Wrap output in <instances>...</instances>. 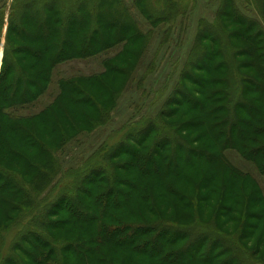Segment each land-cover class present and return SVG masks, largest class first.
I'll list each match as a JSON object with an SVG mask.
<instances>
[{"label":"rangeland","instance_id":"obj_1","mask_svg":"<svg viewBox=\"0 0 264 264\" xmlns=\"http://www.w3.org/2000/svg\"><path fill=\"white\" fill-rule=\"evenodd\" d=\"M52 1L36 11L55 37L15 23L19 70L3 68L0 109L23 89L37 93L24 81L41 87L53 60L79 55L61 59L19 116L42 111L57 80H79L35 119L0 116V264H264V55L251 46L254 31L224 17L234 8L264 32L259 0ZM113 6L130 22L125 53L127 41L106 47L122 34ZM224 87L237 93L232 102ZM116 226L119 236L107 238Z\"/></svg>","mask_w":264,"mask_h":264},{"label":"trees","instance_id":"obj_2","mask_svg":"<svg viewBox=\"0 0 264 264\" xmlns=\"http://www.w3.org/2000/svg\"><path fill=\"white\" fill-rule=\"evenodd\" d=\"M53 3L52 0H12L10 2V8L8 10V12H5L6 10V7H0V41H1V33H2V29L4 27L3 23H5V20H6V35H5V42H4V45H3V57H2V64H1V68H0V86H1V81H2V77H3V68L4 66H8L9 68V72L7 73V75H9L11 72L10 70H16L18 71V65H19V59L17 60L15 58V55L17 54L15 52V49L14 46L12 45L11 43V34H18L19 36H21L22 34L20 33V30L18 31V29H15V23L18 21V23L21 21H23L21 24L25 25L26 24V21H30L31 24L33 23H36V26L38 27L39 29V33H41L42 37L43 38H50V37H55L54 36V33H58V31L54 32L53 33V29H51V24L49 23V21L47 20V18L45 17H40L38 16V12L36 11V9L38 8H41L42 6V9H45V6L46 5L49 9H46L48 11H50V8H51V4L49 3ZM228 3V2H227ZM32 6V7H31ZM258 6L260 7V9L262 10V12L264 11V0H259L258 1ZM29 7H31L32 9L34 8V15L33 17H27V12L26 11H29ZM227 7V6H226ZM61 9V8H60ZM77 9V8H76ZM74 9V11L77 12V10ZM227 9L229 10L228 13H225V18H230L231 20H233V22L241 27H244V28H247L249 31H254V33L252 34V36L250 37V43H251V46H259L260 47V52L264 55V32L263 30L261 29V26L259 24V22H256V21H252L251 19L237 13L236 11H234L235 9L231 8V7H227ZM62 10V9H61ZM111 10L113 12L116 13V17L115 19H117L119 21V28H121V31H122V34L120 36H118L114 42L112 44H108L106 47H110V45H114V43H119V42H122V41H127V43L125 44L124 46V50H123V53L126 52V45H128L129 41L125 38L126 36V33H125V26H127L130 22H128V19H127V15L125 13L124 10H120V8L117 9V7H112ZM44 11V10H43ZM143 14H146V11L145 9L142 11ZM222 12L219 14V17L221 18L222 16ZM43 15V13H42ZM61 16H63V12H61ZM37 17V18H36ZM69 18L73 17V16H67ZM148 17V16H147ZM97 18H101V17H94V19H97ZM150 18V17H149ZM162 20V21H160ZM160 20H154V23L156 24V22H163L164 20L163 19H160ZM153 23V24H154ZM101 24V22H100ZM158 24V23H157ZM62 25V24H61ZM35 26V25H34ZM55 28V26H54ZM215 31H221V25L219 24L217 27H212ZM210 29L209 32H206V38L208 40H212L214 42L215 40V32H213V29ZM62 30L60 31L61 35H64L63 34V25H62ZM136 36L138 38H141L137 32H135ZM25 43H28V40L26 38H21ZM88 41L90 40L87 39ZM61 43L63 41H60ZM105 47V48H106ZM231 48V47H229ZM227 49V47H226ZM231 49H229V52H230ZM229 55V53H228ZM76 57H65V59L63 58H59V59H56V60H53L51 61L48 66H47V70H46V77L42 80V86L41 87H37L35 85H30V81H24V85L28 86V87H31L33 90H35V92L37 93H29L27 91H25V89H23V99L20 100L19 102H13L12 100H6V102L3 104V106L1 107L0 109V116L2 118H5V119H8L10 121H26V120H32V119H35L39 116H41L42 114H44L45 112H47L49 109L52 108V106L56 103V101L59 99V97L63 94V85L64 84H67L69 82H77L79 80V78H70V79H67V80H57L56 83H57V87H58V94L55 96V98L46 106L44 107V109L42 111H40L39 113L35 114V115H31V116H28V117H21L19 116V113L20 111H22V109L25 107H27L28 105L30 106L31 104H33L35 101L38 100V98L40 96H42L46 90L48 89L50 83H52V74H53V71L55 69V66L61 64L63 61L62 60H72V59H77V56L79 55H75ZM120 56V55H118ZM62 59V60H61ZM116 60L118 59L117 57L115 58ZM131 60V59H130ZM124 64V63H123ZM263 67H264V62L262 63ZM109 73V69L107 70L106 74ZM21 76H22V72L19 73ZM225 78V77H224ZM223 78V79H224ZM26 83V84H25ZM224 90H227L229 91L228 92V95H227V98L230 99V102H232L233 99H235V96L237 95V93H231L230 92V88H225L224 87ZM11 93V96L13 95H16L17 93H19V91H16L15 89H11L10 91ZM235 94V95H234ZM175 94L172 96V97H169L162 109H161V113L159 114L160 117H163L164 114H165V109L167 106H170L172 103H175L176 100H175ZM177 96V95H176ZM180 96V95H179ZM176 105V104H175ZM24 130L25 131H29V133L31 132L29 129L25 128L24 127ZM74 132V130H72ZM141 134L138 133L137 135H131L130 136V139H134L136 137L140 138ZM34 135L31 134V137L29 138H33ZM137 138V139H138ZM63 139V140H62ZM65 138H63V136L61 137L60 139V142H58V146L57 148L62 144L64 143L66 140H64ZM39 145H43L41 143H38ZM38 144L35 143V145H33V148L34 147H38ZM56 148V149H57ZM115 148L113 149V151H110L109 155H108V160L111 158V157H114V152H115ZM49 153V152H48ZM46 154V153H45ZM50 155L46 154L45 155V158L43 160V163H50ZM251 159V158H250ZM252 161L254 163L255 160L252 159ZM257 164V163H256ZM45 168V167H44ZM260 168V166H259ZM261 169V168H260ZM262 170V169H261ZM93 174V173H92ZM86 179V178H85ZM0 180H7V179H0ZM27 188V189H26ZM25 189L26 190H23L22 191V195H23V198L25 200V205H29V202L27 201V190L29 189V187H26ZM23 200V199H22ZM27 202V203H26ZM22 205V204H21ZM100 210L98 211L99 212V216L100 217H104L105 215V209L107 208V205L104 203H101L100 204ZM83 210V211H82ZM15 211L14 209L13 210H10L9 212H13ZM81 211L89 216V214H93V211L91 210H84V209H81ZM48 211L44 214L45 217L47 218L48 217ZM9 216V214L7 215ZM5 219H8V218H5ZM119 227H114V229L112 230V227H108L106 228V230L103 232L104 234L107 235V238H113V237H118L119 236ZM34 239L38 238V237H33ZM99 241L101 242H104L105 241V237L102 235H99L98 238H97ZM41 240V239H40ZM42 242V240H41ZM53 252L52 254L53 255H56V251H52ZM40 258V261H35L34 264H42L43 263V259H41V256H39ZM37 258V260L39 259ZM55 258H58L57 256H55ZM58 263H61L62 260L61 258L57 260Z\"/></svg>","mask_w":264,"mask_h":264},{"label":"bare ground","instance_id":"obj_3","mask_svg":"<svg viewBox=\"0 0 264 264\" xmlns=\"http://www.w3.org/2000/svg\"><path fill=\"white\" fill-rule=\"evenodd\" d=\"M183 216H186V214H185V213H183Z\"/></svg>","mask_w":264,"mask_h":264}]
</instances>
